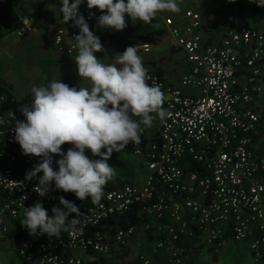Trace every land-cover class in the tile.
<instances>
[{"label": "built area", "instance_id": "built-area-1", "mask_svg": "<svg viewBox=\"0 0 264 264\" xmlns=\"http://www.w3.org/2000/svg\"><path fill=\"white\" fill-rule=\"evenodd\" d=\"M90 12L95 15L90 17ZM81 14L86 22L98 23L96 17L102 13L84 6ZM17 18L20 25L15 32L20 35L28 27L23 18ZM227 21L225 34L212 42L202 34L199 14L192 9H184L178 20L163 19L162 30L187 63L179 82L195 92L169 85L148 69L152 78L148 83L154 80L161 85L169 115L164 120L156 118V131L145 148L130 142L123 149L142 158L143 179L104 188L99 205L62 190L50 191L45 197L34 191L37 178L28 181L25 176L40 158L25 156L11 131L15 118L24 120L19 111L23 105L12 108L0 94V214L11 221V227L1 225L0 231L15 237V254L22 261L120 264L113 249L124 248L134 237L149 232L154 249L163 250L171 264L180 263L185 252L193 253L186 251L188 241L217 252L227 239L248 240L254 264H264V156L253 149L264 111V27L236 25L231 16ZM128 28L127 21L122 31ZM77 34L79 30L69 22L55 29L52 42L56 51L71 56L76 50L72 37ZM57 36L60 43H56ZM64 36L69 40L66 44ZM133 45L144 53L150 50L144 41ZM145 135L143 128L141 140ZM69 147L65 144L62 150ZM59 158L53 157L54 170H58L55 161ZM60 196L83 213V230L52 238L30 235L20 224L23 207L40 201L52 215ZM131 211L141 220L127 221L122 227L111 223L112 218L126 219ZM73 217L75 213L69 219ZM138 262L149 264L141 254Z\"/></svg>", "mask_w": 264, "mask_h": 264}, {"label": "clouds", "instance_id": "clouds-1", "mask_svg": "<svg viewBox=\"0 0 264 264\" xmlns=\"http://www.w3.org/2000/svg\"><path fill=\"white\" fill-rule=\"evenodd\" d=\"M83 2L61 0L59 11L63 23L72 21L73 27L79 29V34L72 37L77 51L73 60L77 75L87 85L71 87L54 79L46 86H33L30 105L19 110L24 120L15 118L11 131L25 156L40 158L25 176L28 181L37 178L34 191L40 197L62 190L73 193L80 201L90 198L93 205H99L104 187L116 174L115 168L107 163L113 152L119 153L130 142L141 144L143 128L151 127L156 118L164 120L169 113L164 107L165 93L154 80L148 83L152 78L135 45L117 53L112 62L97 58L95 53H105L106 49L79 14ZM257 2L264 6V0ZM86 3L89 10L96 8L102 13L96 17L97 27L115 31L127 27L126 15L131 21L150 24L158 13L181 11L177 0H86ZM94 15L89 13L90 17ZM56 43H60L59 36ZM65 144L71 145L66 152L62 150ZM86 150L100 159H90ZM54 156L60 157L55 161L58 170L52 166ZM53 182L55 187L51 188ZM58 199L59 205L52 207V215L40 201L23 207L21 226L30 235L49 238L60 237L65 231H82L83 213L63 196ZM73 213L75 217L69 219Z\"/></svg>", "mask_w": 264, "mask_h": 264}, {"label": "crops", "instance_id": "crops-1", "mask_svg": "<svg viewBox=\"0 0 264 264\" xmlns=\"http://www.w3.org/2000/svg\"><path fill=\"white\" fill-rule=\"evenodd\" d=\"M72 2L73 0H70V3ZM177 2L181 8L179 13H158L150 24L131 21L126 15L125 18L129 22V28L126 31H109L97 27L98 23L96 22H87L90 30L110 50L109 52L105 48V53H95L97 58H101L104 62H112V58L117 53H122L126 47L134 43H130L132 37H136L137 41L149 43L150 50L147 53L138 51V55L143 58V63L147 69L154 70L156 67L159 70V73H156L169 85L184 92H195L194 88L184 86L179 82L180 76L187 70V63L183 52L172 45L169 35L162 30L164 18L170 17L178 20L186 8L198 12L201 32L212 42L223 36L229 26L227 20L224 22L218 18L219 12L222 10H226L227 17L231 16L236 25H253L256 23L257 26L264 27V14L257 19L254 18V15L249 12L247 4L238 9L237 5L229 0H177ZM0 4V21H2L4 13L15 15L16 18L17 16L23 18L26 27H28L20 35L16 34L15 29L0 35V94L9 92L15 99L20 100L31 93L33 86H46L54 79H60L61 82L71 87L78 88L87 85L88 82L81 80L77 75V66L73 60L77 51L75 50L69 57L64 56L56 51L52 42L55 29L63 25L62 13L59 11V8L62 7L61 0H0ZM84 6H87L86 0L79 7V14H81V9ZM69 23L73 29L79 30L77 27H73L72 21ZM68 42V37L64 36L63 43ZM31 101L32 97L21 104L23 106L30 105ZM261 116L253 149L256 154L264 156V152L261 151L262 147L258 146L259 143L262 144L261 136L264 134V111ZM144 129L146 135L140 144L142 148L146 147V143L156 131V119H154L151 127ZM122 151L129 152L127 150ZM90 154L92 153H85V155ZM94 157L100 159V157ZM143 171L144 176L145 170L143 169ZM114 179L131 182L119 177H113L112 180ZM1 225L11 227V221L0 214ZM140 236L134 237L128 246H132V244L139 246L142 239L145 238L143 235ZM4 239H9L13 243V254L16 258V264H19V257L14 250L15 237L3 235L0 231V246L2 247H5L1 241ZM161 254L165 257V252L160 250L157 255L158 260Z\"/></svg>", "mask_w": 264, "mask_h": 264}, {"label": "rangeland", "instance_id": "rangeland-1", "mask_svg": "<svg viewBox=\"0 0 264 264\" xmlns=\"http://www.w3.org/2000/svg\"><path fill=\"white\" fill-rule=\"evenodd\" d=\"M254 1L258 4L257 0ZM247 7L249 8V6ZM259 7L263 8L264 6L259 5ZM218 18L226 22V10L220 11ZM137 40L136 37H132L130 43ZM261 142L262 144L259 143L258 146L262 147L261 151L264 152V134L261 136ZM87 156L95 160L92 154ZM107 163L115 168L116 174L114 177H119L131 182H138L143 177L142 158L129 152H113ZM143 236L145 238L142 239L139 246L132 244V246L127 245L124 248L113 249V253L120 264H139L138 255L140 254L148 259L149 264H171L162 254L159 256V260L151 259L150 252L154 250V241L146 235ZM1 241L4 243L5 247L0 246V264H16V258L14 257L15 255L12 249L13 243L9 239ZM178 264H254V262L245 242L225 240L215 256L203 246L198 249L196 253H191L187 258L184 257Z\"/></svg>", "mask_w": 264, "mask_h": 264}, {"label": "trees", "instance_id": "trees-1", "mask_svg": "<svg viewBox=\"0 0 264 264\" xmlns=\"http://www.w3.org/2000/svg\"><path fill=\"white\" fill-rule=\"evenodd\" d=\"M230 2H234L239 8H241L244 4H247L249 6V12H251L254 15V18H259L264 14V7L260 8L258 4H256V2L254 0H229ZM1 5V4H0ZM2 21H0V35H2L5 32L11 31L16 29L20 23L18 21V19L16 18L15 15H9V14H3L2 15ZM2 22V23H1ZM101 41V40H100ZM104 45V47L110 52L109 48L107 47L106 44L102 43ZM154 71L159 73L158 68H154ZM5 95V100L4 103L8 104L10 107L14 108L17 105H19L20 103H24V101H27L28 99H30L32 97V93L27 94V96H25V98L20 99V100H16L14 99L13 95L9 92H5L3 93ZM10 99H12L11 102ZM14 99V100H13ZM256 135H254L253 137V143L255 141ZM126 181L123 180H119V179H114V180H110L107 182L106 186L104 188L106 189H111V188H115L117 186H120L121 184H123ZM141 220L134 212H129L127 214V218L126 219H115L112 218L111 219V223H116L117 225H119L120 227L125 226L127 221L128 222H135V221H139ZM149 223L153 224L154 221L149 219L148 220ZM146 236L148 238H151L153 240L152 235L149 232H146ZM242 242H245L246 244L248 243V240H243ZM185 248L186 251L190 250V252L196 253L198 251V249H200V245L199 244H195V242L193 241H188L185 243ZM160 250L159 249H154L150 252L151 255V259H157V255L158 252ZM211 252V254L213 256L216 255L217 252H213L211 250H208ZM189 252V253H190ZM186 254L184 255L186 258L188 257V253L185 252ZM19 259V264H28L24 261H22L20 258ZM151 263V262H150Z\"/></svg>", "mask_w": 264, "mask_h": 264}]
</instances>
